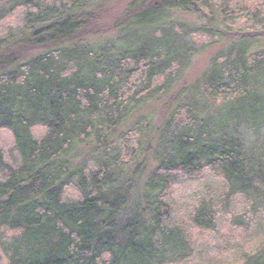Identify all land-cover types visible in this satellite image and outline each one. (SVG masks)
Here are the masks:
<instances>
[{
	"label": "trees",
	"instance_id": "obj_1",
	"mask_svg": "<svg viewBox=\"0 0 264 264\" xmlns=\"http://www.w3.org/2000/svg\"><path fill=\"white\" fill-rule=\"evenodd\" d=\"M65 1L66 11L49 15L23 3L34 10L28 32L0 40V130L11 132L21 158L11 166L0 154V227L14 233L4 245L8 264H164L154 238L168 215L173 173L219 169L232 193L264 195V50L251 51L264 33L230 42L195 86L170 100L154 139L156 168L142 181L144 169L123 177L121 166L137 153L132 133L148 129L152 116L124 136L119 128L189 67L192 54L164 15L192 9V0H132L109 28L122 38L99 45L84 40L107 31L103 6ZM215 99L222 104L205 112ZM35 127L45 129L40 139ZM170 127L166 139L159 134ZM241 128L262 132L258 145L248 149ZM70 186L79 200L63 202ZM241 264H264V247Z\"/></svg>",
	"mask_w": 264,
	"mask_h": 264
},
{
	"label": "rangeland",
	"instance_id": "obj_2",
	"mask_svg": "<svg viewBox=\"0 0 264 264\" xmlns=\"http://www.w3.org/2000/svg\"><path fill=\"white\" fill-rule=\"evenodd\" d=\"M27 1L0 0V40L15 39L28 32L26 16L34 10L32 4L23 6ZM131 1L85 0V7L89 8L92 4L103 6L99 24L107 31L89 35L84 42L99 45L110 43L119 36L122 38L124 34H117L109 28H112L114 20ZM31 2L46 8L47 15L51 8L60 13L67 10L65 0ZM164 19L172 28L176 43L189 50L192 57L189 67L174 81L167 93L146 101L119 128L118 133L124 136L137 122L152 116L148 129L141 134L138 131L132 133L131 142L137 148V153L121 166L123 177L131 176L134 170L140 174L144 169L142 181L156 168L154 149L158 142L154 139L157 129L172 109L170 100L184 88L195 86L218 51L224 52V56L228 54L226 50L230 42L240 36L254 40L264 33V0H192V9L167 12ZM147 39H152V35H148ZM261 42L251 50L253 53L259 54L264 50V42ZM230 54L233 56L234 53ZM142 79V75L134 78L138 86ZM197 95L202 102L204 91H198ZM221 104V100H210L205 112L212 113ZM172 131L173 127H170L167 132L162 130L159 134L163 133L166 139ZM239 132L249 149L258 145L264 130L263 133L255 134L249 128H241ZM32 134L35 139H40L45 129L35 127ZM0 154L5 164H20V154L8 130H0ZM4 177L5 172L0 167V180ZM258 195L251 191L244 195L232 193L229 181L219 169L205 168L191 175L173 173L165 197L168 215L164 220V228L154 238L156 247L163 250L160 259L169 260L164 264H241L247 256L257 254L264 247V195ZM62 200L67 203L77 201L79 193L70 186L64 190ZM197 215L204 217L195 221ZM13 235L5 227H0V264H8L4 245ZM169 237L175 239L174 247L167 245Z\"/></svg>",
	"mask_w": 264,
	"mask_h": 264
}]
</instances>
